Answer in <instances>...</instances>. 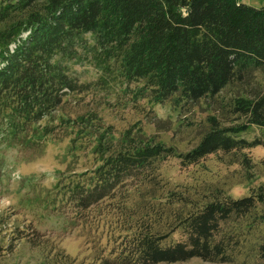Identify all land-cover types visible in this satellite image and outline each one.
Returning a JSON list of instances; mask_svg holds the SVG:
<instances>
[{
    "label": "trees",
    "instance_id": "obj_1",
    "mask_svg": "<svg viewBox=\"0 0 264 264\" xmlns=\"http://www.w3.org/2000/svg\"><path fill=\"white\" fill-rule=\"evenodd\" d=\"M78 47L93 52L104 73L101 82L119 77L128 86L137 84L136 99H173L182 107L214 98L250 71L264 68V6L239 0H0V113L14 136L24 134L28 143H38L52 134L48 127L40 129L41 122L54 118L69 93L90 90L60 62ZM233 113L241 122L225 126L211 116L210 129L186 152L150 140L141 127L127 130L117 143L102 133L99 164L74 173L64 194L76 209L87 210L123 195L129 180H154L158 163L171 156L188 167L212 154L228 155L250 180L254 163L245 151L264 147V92L236 97ZM253 126L263 130L262 136H239ZM167 197L151 203L150 210L182 204L171 210L170 229L154 231L144 221L127 239L118 264L193 258L264 264V231L248 251L243 246L249 229L264 226V186L239 198L221 188L201 201L182 191ZM175 233L180 239L165 243Z\"/></svg>",
    "mask_w": 264,
    "mask_h": 264
},
{
    "label": "rangeland",
    "instance_id": "obj_2",
    "mask_svg": "<svg viewBox=\"0 0 264 264\" xmlns=\"http://www.w3.org/2000/svg\"><path fill=\"white\" fill-rule=\"evenodd\" d=\"M239 1L257 8L264 6V0ZM86 37L93 43L92 36ZM60 62L79 83H89L90 90L69 93L54 118L41 122L40 129L48 127L52 134L38 139V143H28L29 136L25 139L24 134L14 136L9 132L0 113V264H118L115 259L127 239L144 221L154 231L170 229L171 210L182 204L175 203L173 208L164 205L157 213L150 209L151 203L168 198L171 192L182 191L201 201L216 188L239 198L264 186L263 146L245 151L254 163L250 180L228 155L212 154L188 167L171 156L158 163L154 180H129L123 195L106 198L87 210L76 209L63 187L74 173L99 164L100 134L117 143L127 130L141 127L150 140L186 152L210 129L211 116L225 126L241 122L233 113L235 99L254 98L264 92V68L250 71L247 78L232 82L214 98L181 107L173 99L163 103L136 99L137 84L128 86L119 77L108 76L106 84L101 82L103 71L95 64L93 52L83 47L60 58ZM262 132L253 126L239 136L253 140ZM123 202L127 206L121 209L117 205ZM263 231L264 226L246 232L244 252L256 245ZM178 239L180 235L175 233L165 243ZM158 264L230 263L193 258Z\"/></svg>",
    "mask_w": 264,
    "mask_h": 264
}]
</instances>
